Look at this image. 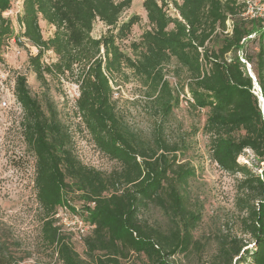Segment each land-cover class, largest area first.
<instances>
[{
	"label": "trees",
	"instance_id": "16d2710c",
	"mask_svg": "<svg viewBox=\"0 0 264 264\" xmlns=\"http://www.w3.org/2000/svg\"><path fill=\"white\" fill-rule=\"evenodd\" d=\"M20 1V33L15 36L11 19L2 15L11 0H0V49L14 37L23 44L21 38L37 49L28 57L37 81L71 78L78 87L75 108L81 124L97 150L118 165L103 173L82 164L52 105L44 109L26 77L16 76L13 95L22 110L23 141L35 160L41 237L57 259L62 264L131 259L132 264H173L177 255L204 249L193 237L201 217L190 208L185 191L194 171L177 163L184 143L169 142L162 126L178 105L164 72L174 61L185 75L179 89L189 95L188 107L206 110L202 131L211 160L222 171L240 175L234 208L248 239L216 237L214 254L205 264H264V118L259 100L264 102V17L245 18L248 6L241 0H143L148 27L129 44L130 56L120 42L140 19L133 15L121 21L132 0ZM40 21L54 29L48 39ZM95 21L107 28L99 38L91 35ZM227 21L230 32H225ZM46 52L55 61L44 63ZM126 70L159 118L149 138L129 127L113 99L115 80L125 77ZM246 150L262 163L259 174L238 162ZM68 195L77 196L80 204L72 206ZM149 205L166 217V228L140 217ZM60 209L82 219L84 235L58 225ZM75 241L82 244L83 256L74 249ZM0 264L18 261L0 249Z\"/></svg>",
	"mask_w": 264,
	"mask_h": 264
},
{
	"label": "rangeland",
	"instance_id": "374dc122",
	"mask_svg": "<svg viewBox=\"0 0 264 264\" xmlns=\"http://www.w3.org/2000/svg\"><path fill=\"white\" fill-rule=\"evenodd\" d=\"M142 1L132 0L131 8L121 16V21H126L133 15L140 18L132 27L127 40L120 42L121 49L130 56L129 44L138 41L148 27ZM249 3L251 8H255L262 5L263 0H249ZM170 11L171 15L175 14L172 9ZM39 25L44 39L52 36V26L43 21ZM12 26L14 35H19L20 29L14 18ZM106 30L101 22L95 21L91 35L99 38ZM20 41L23 44H19L14 37L0 49V249L13 255L18 264H62L41 237L42 210L37 203L33 183L35 160L23 141L20 125L22 110L13 95L16 76L21 74L26 77L31 94L42 102L44 109L47 103L52 105L59 121L68 130L75 157L82 164L103 173L111 172L118 165L97 150L81 124L75 108L78 87L74 81L71 78L57 81L49 76H46L45 83L37 81L28 63L29 55H36L37 49L21 38ZM213 42L209 45H213ZM42 61L51 63L55 61V56L46 52ZM246 68L251 73L250 66L246 65ZM164 72L178 96V105L162 121L164 136L169 142L184 143L177 153V163L185 164L194 171L185 191L190 208L201 217L193 231V237L200 242L199 247H204L201 251L192 248L186 255L175 256L173 264L210 263L216 237L236 236L248 239V236L241 233L238 220L240 215L234 208L240 175L222 171L211 160L208 138L202 131L206 110L188 107L189 95L186 90L181 92L179 89L184 73L178 71L174 61L166 65ZM115 82L113 99L118 112L131 129L149 138L159 118L152 113L143 96L144 89L128 70L125 77L119 76ZM262 115L264 118V114ZM238 162L245 164L256 174L261 172L262 163L249 150L239 156ZM67 197L72 206H78L81 202L77 196ZM140 217L149 224L163 228L167 226L166 217L151 205L140 213ZM73 246L83 256L82 244L75 241ZM132 260L123 261L122 264H132Z\"/></svg>",
	"mask_w": 264,
	"mask_h": 264
},
{
	"label": "built area",
	"instance_id": "2783aa9c",
	"mask_svg": "<svg viewBox=\"0 0 264 264\" xmlns=\"http://www.w3.org/2000/svg\"><path fill=\"white\" fill-rule=\"evenodd\" d=\"M244 1L248 6L245 13H243V16L245 18L264 17V0L262 5L255 8L250 7L251 5L249 3V0H244ZM21 10H22L21 1L11 0V8L5 11L2 15L5 18L11 19V21L14 18L16 22V17L19 13H21ZM226 25H227V30L225 32H230L231 22L227 21ZM3 105H6V102H3ZM55 218L58 220L59 226H61L62 228L68 231H73L79 236L84 235L86 232V227L82 219L78 215H76V213H70L66 209H60L55 215Z\"/></svg>",
	"mask_w": 264,
	"mask_h": 264
},
{
	"label": "water",
	"instance_id": "95a60500",
	"mask_svg": "<svg viewBox=\"0 0 264 264\" xmlns=\"http://www.w3.org/2000/svg\"><path fill=\"white\" fill-rule=\"evenodd\" d=\"M250 77H252V79L255 81V78L253 77V75L250 73ZM255 88L257 89V87L255 86ZM258 90V89H257ZM259 100H260V103H261V112H262V114H264L263 113V107H264V102H263V99H262V97H259Z\"/></svg>",
	"mask_w": 264,
	"mask_h": 264
},
{
	"label": "bare ground",
	"instance_id": "6f19581e",
	"mask_svg": "<svg viewBox=\"0 0 264 264\" xmlns=\"http://www.w3.org/2000/svg\"><path fill=\"white\" fill-rule=\"evenodd\" d=\"M262 103V102H261ZM264 113V112H263Z\"/></svg>",
	"mask_w": 264,
	"mask_h": 264
}]
</instances>
